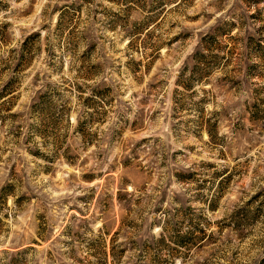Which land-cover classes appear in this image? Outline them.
<instances>
[{"label": "rangeland", "instance_id": "rangeland-1", "mask_svg": "<svg viewBox=\"0 0 264 264\" xmlns=\"http://www.w3.org/2000/svg\"><path fill=\"white\" fill-rule=\"evenodd\" d=\"M0 264H264V0H0Z\"/></svg>", "mask_w": 264, "mask_h": 264}, {"label": "trees", "instance_id": "trees-1", "mask_svg": "<svg viewBox=\"0 0 264 264\" xmlns=\"http://www.w3.org/2000/svg\"><path fill=\"white\" fill-rule=\"evenodd\" d=\"M6 91H7V89L4 90V92H6Z\"/></svg>", "mask_w": 264, "mask_h": 264}]
</instances>
